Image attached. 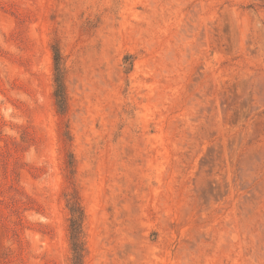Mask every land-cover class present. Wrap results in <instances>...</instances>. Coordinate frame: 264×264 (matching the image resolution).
Listing matches in <instances>:
<instances>
[{"label":"rangeland","instance_id":"rangeland-1","mask_svg":"<svg viewBox=\"0 0 264 264\" xmlns=\"http://www.w3.org/2000/svg\"><path fill=\"white\" fill-rule=\"evenodd\" d=\"M70 192L83 264H264V0H0V264H70Z\"/></svg>","mask_w":264,"mask_h":264},{"label":"trees","instance_id":"trees-1","mask_svg":"<svg viewBox=\"0 0 264 264\" xmlns=\"http://www.w3.org/2000/svg\"><path fill=\"white\" fill-rule=\"evenodd\" d=\"M53 61V96L58 112L62 113L66 109V92H65V68L63 65L62 55L57 46H52ZM130 55L124 57V61L130 65ZM73 156L68 155L66 167L69 174L74 173ZM66 207L69 212L68 218V238L71 249L70 264H83L85 246L83 241V220L84 213L78 197L75 193H67Z\"/></svg>","mask_w":264,"mask_h":264}]
</instances>
